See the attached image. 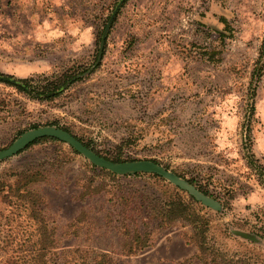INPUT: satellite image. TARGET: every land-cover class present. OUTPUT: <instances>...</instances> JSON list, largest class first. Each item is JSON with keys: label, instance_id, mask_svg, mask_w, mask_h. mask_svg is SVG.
<instances>
[{"label": "rangeland", "instance_id": "obj_1", "mask_svg": "<svg viewBox=\"0 0 264 264\" xmlns=\"http://www.w3.org/2000/svg\"><path fill=\"white\" fill-rule=\"evenodd\" d=\"M117 2L0 0V73L42 85L90 67ZM126 5L108 27L100 66L58 96L32 98L0 83V150L53 126L102 155L155 161L203 185L217 204L193 208L208 221L219 259L264 264V0H191L182 6L183 31L176 20L167 28L169 5L149 6L148 15ZM92 165L51 140L0 161L4 191L22 174L34 180L27 188L44 198L39 219L49 231L44 240L38 217L15 196L6 205L0 192V264L25 263L36 243H53L42 264L100 253L112 264H203L192 226H158L148 206L174 196L173 184L151 174L112 177ZM125 214L141 235L136 254L124 252Z\"/></svg>", "mask_w": 264, "mask_h": 264}, {"label": "trees", "instance_id": "obj_2", "mask_svg": "<svg viewBox=\"0 0 264 264\" xmlns=\"http://www.w3.org/2000/svg\"><path fill=\"white\" fill-rule=\"evenodd\" d=\"M127 1L128 0H118L113 10V13L114 12L117 13L119 9H121ZM106 26L107 25L105 24L101 32V38H100L101 41L103 39L104 34L106 36V34L108 33V30L105 33ZM263 47H264V43H263ZM102 51H103V46H102L101 53H100V48H99V51H97L95 60L90 67L86 66V67H80L77 69H69L59 75H54L53 76L54 79H52L51 81H47L45 84H42V85L41 84L34 85L31 79L15 78L11 75L2 74V73H0V83H4L6 85L14 87L17 91L27 94L28 96L32 98L52 99L58 96L60 93H62L65 89H67L68 86H70L74 82L79 81L85 73H89L94 68L100 66ZM99 53H100V56H99ZM61 129L69 133L67 129L65 128H61ZM74 137L78 139L90 151L94 152L96 155L108 161H112L115 163L127 161V160L122 159L120 155H112V156L102 155L99 152L92 149L91 147H89V145L84 143L81 139L77 138L76 136ZM44 140L59 141L51 137L40 138L34 141L33 143H31L30 145H28L24 150ZM24 150L20 151L19 153L23 152ZM132 161H135V160H132ZM152 162L157 164L155 161H152ZM92 166L95 170L106 172L112 177L117 176V174L106 171L105 169L99 168L95 165H92ZM143 174H151L156 177H162L161 175L157 173H143V172H137L134 174H124L121 176L137 177ZM30 181L32 182L34 180H31L30 178L23 176L22 174V176H20V178L18 179L16 184L12 186V188L8 186L5 191H4V188H0V192H3L2 198H3V202L6 205L10 206L12 204H15V201L13 202L11 198V196H15L16 203H18V206L23 207L24 210H29L32 217H38V222L41 224L39 231L44 236V240H47L49 231L46 229L45 225L42 224L44 222V219L43 218L39 219V215L42 212V206L45 203L44 198L38 193L34 192L33 190L27 188V185L30 183ZM186 181L188 182L189 185L195 186L200 192L209 196L208 191L204 189L203 185H198L197 183H194L193 180H186ZM21 189H23V191L20 193ZM174 189L177 191L175 195L170 196L167 199H164L163 201H160L161 202L160 205L158 204L159 202L157 204H152V203L148 204V206L150 205L149 207L152 210L154 209L153 212L157 214L156 219L157 220L159 219L158 226L170 225L176 220H183L187 222L193 228V235L189 239L197 247L198 258L203 264H231L229 260L227 261L223 257L219 259L220 258L219 255L217 253H214L213 250L211 249L212 246L210 245V243H208V239L206 236V233L209 230L208 221L206 219H203V217L200 216L199 214H197V212L193 208V204L199 203V202H197L193 197L189 195H187L188 200H185L178 193L181 190L176 186H174ZM181 192L186 193L184 191H181ZM93 194H96V193H93ZM132 217L133 216H128L126 214L124 215V217H122L124 220V223L122 224V228H121L123 230L122 232L124 235V240H123V243H125L124 252H126L127 254H136L137 251L139 250L138 243H140V240H141L140 232L137 230L136 226L130 227V223L134 222V219H132ZM75 220L78 221L79 217L76 218ZM235 235H238V234H235ZM238 236L242 238L244 237L245 239H249L247 238L248 237L247 235H243L240 233ZM36 244H37L36 250H34L30 259H28L25 263H22V264H42V260L46 257V254L53 248L52 247L53 243H36ZM186 260L187 259H185V263H186ZM185 263H182V264H185ZM8 264H18V262L15 261V259H13L12 261L10 260ZM62 264H68V262L64 260ZM78 264H112V261L107 253H100V254L95 255L93 258L81 259V261Z\"/></svg>", "mask_w": 264, "mask_h": 264}, {"label": "water", "instance_id": "obj_3", "mask_svg": "<svg viewBox=\"0 0 264 264\" xmlns=\"http://www.w3.org/2000/svg\"><path fill=\"white\" fill-rule=\"evenodd\" d=\"M115 14L116 12H114L112 17L110 18L109 23L106 26L105 33L108 30V27ZM104 37L105 34L103 36L102 43L100 46V53L102 50ZM44 137L55 138L60 142L66 143L76 152L83 155L93 165L105 169L106 171H109L111 173L117 175L134 174L137 172L157 173L161 175L164 179L168 180L171 184L178 187L181 191H184L187 193V195L193 197L197 202L211 208H215L217 206V204L210 197L200 192L196 187L189 185L187 181L179 178L175 174L166 172L162 167L156 165L153 162L126 161L115 163L112 161H108L96 155L94 152L90 151L70 133L64 131L63 129L56 128L53 126H44L24 132L18 138H16L8 147L0 150V161L17 155L20 151L24 150L28 145H30L34 141Z\"/></svg>", "mask_w": 264, "mask_h": 264}, {"label": "crops", "instance_id": "obj_4", "mask_svg": "<svg viewBox=\"0 0 264 264\" xmlns=\"http://www.w3.org/2000/svg\"><path fill=\"white\" fill-rule=\"evenodd\" d=\"M132 1V2H131ZM189 1L191 0H128L126 3L129 4V7H130V4H135V12H139L140 15H142L144 12L146 13V15H148V9L150 8L149 6H152V7H155V6H161V5H165L166 4V8H167V5H169V9L171 11L170 13V18L166 20V24L167 25V28L172 26V24H177L178 27L182 28V31L183 29L185 28V15H184V12H183V9H182V6L183 5H186L189 3ZM126 3L124 4V6L126 7ZM151 4V5H150ZM127 8V10H129L130 8ZM163 8L161 9H165L164 6H162ZM126 12L125 13H129V12ZM167 11V9H166ZM132 13V11H131ZM200 19V16L198 17V20ZM176 20V22L174 23L173 21ZM187 20H188V17H187ZM200 22V21H199Z\"/></svg>", "mask_w": 264, "mask_h": 264}]
</instances>
